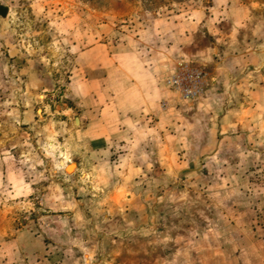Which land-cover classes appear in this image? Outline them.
<instances>
[{
  "label": "rangeland",
  "instance_id": "obj_1",
  "mask_svg": "<svg viewBox=\"0 0 264 264\" xmlns=\"http://www.w3.org/2000/svg\"><path fill=\"white\" fill-rule=\"evenodd\" d=\"M0 2V264H264V0Z\"/></svg>",
  "mask_w": 264,
  "mask_h": 264
},
{
  "label": "crops",
  "instance_id": "obj_2",
  "mask_svg": "<svg viewBox=\"0 0 264 264\" xmlns=\"http://www.w3.org/2000/svg\"><path fill=\"white\" fill-rule=\"evenodd\" d=\"M114 67H118L120 70V63L118 65H114ZM107 81V80H106ZM133 87V86H132ZM100 93L102 94H108V90H106L104 87H102ZM129 89L131 87L129 85L119 86L118 89L116 88L114 90L115 96L114 99H123L125 95L130 93ZM259 91L261 94H263L262 88H259ZM97 113L100 114V116L97 114V120L96 122H92V124L83 123V120L81 119V126L79 129H76L74 131H70L66 137V144L69 146L66 150L69 151V154L74 151L73 146L79 147L78 150H85L88 151L90 157H96L97 155H100V151H103V147L99 143L103 141L106 133V126L107 121L105 119L106 110L104 107L100 105V111L97 110ZM112 118H115L116 116L111 115ZM124 117L123 113L120 115L118 114V119H122ZM120 132H125L126 129H123V127H120L118 129Z\"/></svg>",
  "mask_w": 264,
  "mask_h": 264
},
{
  "label": "built area",
  "instance_id": "obj_3",
  "mask_svg": "<svg viewBox=\"0 0 264 264\" xmlns=\"http://www.w3.org/2000/svg\"><path fill=\"white\" fill-rule=\"evenodd\" d=\"M170 82L184 97L191 98L200 92V74L195 70L189 69L182 62L179 64L178 71L172 75Z\"/></svg>",
  "mask_w": 264,
  "mask_h": 264
},
{
  "label": "water",
  "instance_id": "obj_4",
  "mask_svg": "<svg viewBox=\"0 0 264 264\" xmlns=\"http://www.w3.org/2000/svg\"><path fill=\"white\" fill-rule=\"evenodd\" d=\"M9 10H10V7H9L8 5H4V4H2V3L0 2V16H1V17L6 18L7 15H8V13H9ZM78 124H79V119H78V117H75V119H74V125H75V126H78ZM60 163L63 164V163H62V160H60ZM69 164H71V163H69ZM73 164H74V163H73ZM74 165H75V164H74ZM65 171L67 172V170H66V166H65Z\"/></svg>",
  "mask_w": 264,
  "mask_h": 264
},
{
  "label": "bare ground",
  "instance_id": "obj_5",
  "mask_svg": "<svg viewBox=\"0 0 264 264\" xmlns=\"http://www.w3.org/2000/svg\"><path fill=\"white\" fill-rule=\"evenodd\" d=\"M62 163H63V160H62ZM74 167H75V165L73 163H71V164L67 165L66 169H67V171L70 172L74 169Z\"/></svg>",
  "mask_w": 264,
  "mask_h": 264
}]
</instances>
